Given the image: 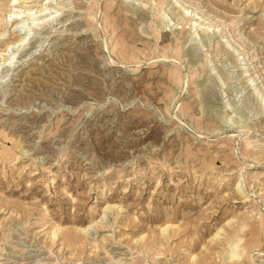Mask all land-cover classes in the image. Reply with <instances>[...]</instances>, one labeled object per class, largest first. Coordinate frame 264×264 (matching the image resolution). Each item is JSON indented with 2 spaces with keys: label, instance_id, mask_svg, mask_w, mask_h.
I'll list each match as a JSON object with an SVG mask.
<instances>
[{
  "label": "rangeland",
  "instance_id": "374dc122",
  "mask_svg": "<svg viewBox=\"0 0 264 264\" xmlns=\"http://www.w3.org/2000/svg\"><path fill=\"white\" fill-rule=\"evenodd\" d=\"M0 264H264V0H0Z\"/></svg>",
  "mask_w": 264,
  "mask_h": 264
},
{
  "label": "bare ground",
  "instance_id": "6f19581e",
  "mask_svg": "<svg viewBox=\"0 0 264 264\" xmlns=\"http://www.w3.org/2000/svg\"><path fill=\"white\" fill-rule=\"evenodd\" d=\"M13 24H16L17 26L19 25V22H17V20H14V23ZM16 26V27H17ZM41 26V24L39 25V24H37V25H35L33 28H38V27H40ZM22 28V27H21ZM20 30V29H19Z\"/></svg>",
  "mask_w": 264,
  "mask_h": 264
}]
</instances>
